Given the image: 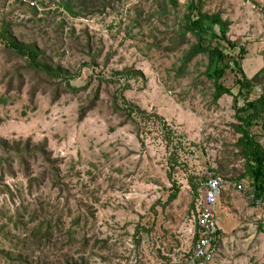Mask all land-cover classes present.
<instances>
[{"label": "rangeland", "instance_id": "rangeland-1", "mask_svg": "<svg viewBox=\"0 0 264 264\" xmlns=\"http://www.w3.org/2000/svg\"><path fill=\"white\" fill-rule=\"evenodd\" d=\"M61 1L0 0V30L11 24L43 61L77 73L71 85L80 89L28 68L0 42V264L19 254L27 264H194L203 179L211 173L227 183L210 264H264V204L253 198L252 179L239 178L246 165L234 98L214 102L203 55L178 75L183 51L196 42L171 49L189 0H74L77 16ZM205 9L231 22L229 37L246 50L241 64L254 77L264 68V0H205ZM235 82L228 70L223 83L237 95ZM262 93L264 75L250 99ZM119 103L147 115L134 123ZM155 115L176 135L180 164L172 177L174 148ZM252 133L264 147L262 125ZM191 180L201 183L199 196ZM58 219L57 242L34 243V229ZM69 230L79 240L68 241Z\"/></svg>", "mask_w": 264, "mask_h": 264}, {"label": "trees", "instance_id": "trees-1", "mask_svg": "<svg viewBox=\"0 0 264 264\" xmlns=\"http://www.w3.org/2000/svg\"><path fill=\"white\" fill-rule=\"evenodd\" d=\"M74 0H62L60 6L69 12L73 16H77V13L73 10ZM177 4L176 1H173ZM34 13H38V9L34 8ZM231 22L224 19L220 13H210L205 9V0H189L187 5V13L184 16V23L181 29L175 32L172 38L171 47L175 50L178 47L190 44V38H195L196 42L190 45L189 49L183 51V57L181 59V66L178 69V75L180 78L187 76L189 65L198 56H205L208 59V65L206 70V76L208 80L213 83L214 93L213 100L218 102L223 96L228 95L234 98L233 107L236 111V118L239 122L238 130L241 134V138L238 141V145L241 150V154L245 159L246 171L244 175H240V179L249 177L252 179V188L254 200L260 201L264 204V147L258 142L253 133L252 128L261 124L264 128V93H262L256 99H250L254 86L260 84L261 78L264 75V68L260 70L254 77L248 78L244 72L241 61L244 60L246 50L240 47L232 41L229 37V31ZM0 42L3 46L12 51L14 54L24 58L28 68L38 72L44 73L49 78L55 80H62L66 83L67 88L74 90V92L80 91L71 85L72 80L78 77V74H73L69 71L62 69L61 67H54L42 60L43 51L36 45H26L19 42L17 37L14 36L12 25L4 23L0 30ZM238 50V51H237ZM234 52H237V54ZM231 70L236 74L235 84L239 87L237 95L233 94L232 89L225 86L223 79L225 78L227 71ZM127 74L132 76L141 75L131 70L126 71ZM243 99L244 104L241 106L239 100ZM5 102V98L1 99ZM127 112V116L137 123L135 119L138 116L147 115L144 111L132 106H121ZM85 116V111L81 115V119ZM162 123V129L165 134L167 146H172L173 151L169 155L170 176L175 168L179 166V153L178 146L174 147L176 135L175 132L168 126V123L161 116L155 115ZM181 145V141H179ZM7 145V143H5ZM18 148V147H17ZM55 183L60 182L58 175H55ZM206 177L203 179L205 183ZM191 185L194 188L195 195L199 196V187L201 183L195 184L191 180ZM176 195H173L175 198ZM62 232L60 219L52 226V222H49L43 226L41 223L34 229L33 238L34 243L40 245V247L57 242L54 234V230ZM260 230L264 232V218L260 225ZM74 231H68V241L76 242L79 240L73 233ZM198 240V234L195 235V242ZM81 241L84 247L89 246V239L87 236H83ZM96 245H94L95 247ZM39 247V248H40ZM16 260L13 264H27L21 254L16 256ZM84 258L75 260H68L65 264H84Z\"/></svg>", "mask_w": 264, "mask_h": 264}, {"label": "built area", "instance_id": "built-area-1", "mask_svg": "<svg viewBox=\"0 0 264 264\" xmlns=\"http://www.w3.org/2000/svg\"><path fill=\"white\" fill-rule=\"evenodd\" d=\"M225 183L227 181L221 175L215 173H211L204 183L203 202L198 210V230L196 233L198 234V240L194 249V264H210L219 251L222 237L216 211L218 199L222 195ZM234 186L241 192H248L243 183L235 182Z\"/></svg>", "mask_w": 264, "mask_h": 264}]
</instances>
